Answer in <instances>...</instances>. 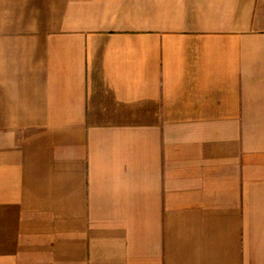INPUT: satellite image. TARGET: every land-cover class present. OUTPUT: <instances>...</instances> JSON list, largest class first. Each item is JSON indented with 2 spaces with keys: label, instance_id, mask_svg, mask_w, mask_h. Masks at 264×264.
<instances>
[{
  "label": "crops",
  "instance_id": "crops-1",
  "mask_svg": "<svg viewBox=\"0 0 264 264\" xmlns=\"http://www.w3.org/2000/svg\"><path fill=\"white\" fill-rule=\"evenodd\" d=\"M0 264H264V0H0Z\"/></svg>",
  "mask_w": 264,
  "mask_h": 264
}]
</instances>
